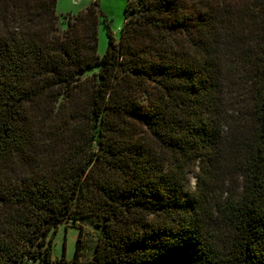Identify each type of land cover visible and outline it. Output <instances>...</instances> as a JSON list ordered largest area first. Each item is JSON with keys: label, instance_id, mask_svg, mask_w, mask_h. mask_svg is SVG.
<instances>
[{"label": "trees", "instance_id": "trees-1", "mask_svg": "<svg viewBox=\"0 0 264 264\" xmlns=\"http://www.w3.org/2000/svg\"><path fill=\"white\" fill-rule=\"evenodd\" d=\"M0 0V264H264V0ZM191 178L194 185L191 186Z\"/></svg>", "mask_w": 264, "mask_h": 264}, {"label": "rangeland", "instance_id": "rangeland-1", "mask_svg": "<svg viewBox=\"0 0 264 264\" xmlns=\"http://www.w3.org/2000/svg\"><path fill=\"white\" fill-rule=\"evenodd\" d=\"M92 0H57L56 13L59 16V26L66 28L63 15H76L81 12ZM99 6L100 24L98 27L97 52L103 55L108 44L107 29L110 30L116 41L120 39L121 27L124 19L126 0H97ZM194 185V178L190 180ZM82 237L78 241V225L71 220L60 223L52 235V256L56 259L62 256L71 259L74 255L76 245H80L81 261L85 264L91 259L99 229L87 224L83 225ZM37 264V263H30Z\"/></svg>", "mask_w": 264, "mask_h": 264}, {"label": "built area", "instance_id": "built-area-1", "mask_svg": "<svg viewBox=\"0 0 264 264\" xmlns=\"http://www.w3.org/2000/svg\"><path fill=\"white\" fill-rule=\"evenodd\" d=\"M37 264H40V263H37Z\"/></svg>", "mask_w": 264, "mask_h": 264}]
</instances>
